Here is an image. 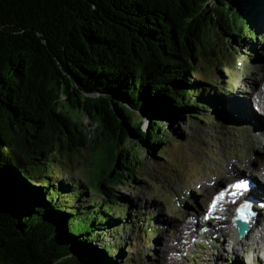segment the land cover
Wrapping results in <instances>:
<instances>
[{"label":"trees","instance_id":"16d2710c","mask_svg":"<svg viewBox=\"0 0 264 264\" xmlns=\"http://www.w3.org/2000/svg\"><path fill=\"white\" fill-rule=\"evenodd\" d=\"M207 1L0 0V264H124L123 244L94 242L134 225H122L130 203L113 191L141 178L143 152L166 160L173 137L156 119L247 111L206 89L214 81L198 64L224 51L221 33L251 59L264 0H227L243 20ZM122 102L156 118L149 133ZM79 117L93 120L94 136ZM87 149L85 166L75 158ZM76 165L87 176L75 182ZM89 191L100 205L73 208ZM152 222L136 225L143 238Z\"/></svg>","mask_w":264,"mask_h":264},{"label":"rangeland","instance_id":"374dc122","mask_svg":"<svg viewBox=\"0 0 264 264\" xmlns=\"http://www.w3.org/2000/svg\"><path fill=\"white\" fill-rule=\"evenodd\" d=\"M211 29V34L215 37L218 33L214 25ZM258 33L260 37L264 36V26ZM225 39L227 35L221 33V37L216 40L218 50H224L217 60L213 64L202 61L198 67L214 81L211 86H206V89L209 87L215 90L218 87L224 89L223 94L228 101L242 100L240 102H244L248 111L245 103L249 101L248 98L256 95L254 91L256 90L257 93L258 85L264 82V39L253 42L256 46L252 50L254 57L251 56V59L242 52L237 54L232 48L226 47ZM220 67H222L221 71L218 70ZM229 91L235 92L231 94ZM254 101L250 99L252 106ZM252 110L263 120L255 118L250 111H248L249 114L245 110L238 112L231 110L226 115L228 117L223 114L217 116L212 112L208 115L207 122H185L174 115L162 116L159 122L173 137L172 142L163 148L167 156L166 160H157L143 152L141 162L144 165L140 167L141 178L130 180L127 185L113 191L117 198L130 203L127 207H122L124 213H127L130 218L126 222L122 220V225L131 224L128 221L134 222V225L121 232L109 230V235L100 236L94 244L103 247L110 243L123 244L115 257L121 258L124 264H164L162 258L166 251L164 242L169 240L180 247L179 241H175L174 234L169 239L172 230L176 233L181 224L187 222V218L192 214L195 217V214L200 213L202 224L205 221L202 219V211L211 203L213 199L211 194L217 192L224 184H230L240 177H251L248 166L242 167V163L257 159L255 168L258 166L260 171L263 169L264 139H261L260 132L257 130L264 127V117L260 116L254 108ZM214 117L217 118L214 119ZM77 119L83 121L86 130L92 131L94 128L91 133L95 135L96 126L92 119L89 117ZM90 159H92V151L88 149L79 152V157L75 158L76 162L79 161L85 166ZM65 163L70 165L67 160ZM78 166L74 167L76 169L72 171L73 176L70 177L75 182L87 176L83 175V170L81 171ZM87 171L90 172V169L87 168ZM92 174L94 173L91 169L89 180H92ZM256 179L258 182V178H255V181ZM90 193L89 191L86 197L76 199L73 208L86 207L89 202L100 205L99 196L94 197L95 194ZM148 217H151L153 222L145 228L149 232L157 233L143 238V231L137 229L136 225L142 221H152V219L147 220ZM207 226L204 224L202 227ZM212 226L214 228L212 235L195 234L191 238L187 236L181 242L185 250L179 251L173 264H264L262 254L258 255L254 252L247 254L243 251L244 247L250 246L249 240L245 241L247 244L245 246H234L235 249L237 248L234 253L232 246L236 238L217 233L215 228L218 225L215 223L208 228ZM198 227H200V221ZM102 233L104 232H101V235ZM186 233L189 234L190 230Z\"/></svg>","mask_w":264,"mask_h":264},{"label":"bare ground","instance_id":"6f19581e","mask_svg":"<svg viewBox=\"0 0 264 264\" xmlns=\"http://www.w3.org/2000/svg\"><path fill=\"white\" fill-rule=\"evenodd\" d=\"M257 85V84H256ZM254 94H256V100L259 103V109H257V111H259L260 115L264 116V82L263 84L258 85V89H257V93L256 90L254 91ZM249 103H251L249 101ZM248 103V105H249ZM242 104V102H241ZM256 111V112H257ZM258 113V112H257ZM259 116V115H258ZM255 117V116H254ZM258 118V117H255ZM261 119V118H260ZM257 121H259L258 119H256ZM261 123V120H260ZM255 124H257L255 122ZM259 126V124H257ZM262 126V124H261ZM260 132V136L262 137L261 139H264V127H262V129L257 130ZM262 143V141L260 142ZM257 164V159H253L250 160L249 162L246 163H242V167L244 166H248V173L251 175L252 179L249 178L248 181L251 182L250 184H255L256 188L252 189L251 191V196L255 197V200H257V204L254 206L255 210L258 212V215L254 218L253 223L250 225V231L247 235V237L245 239H240L238 238L236 232L233 230L232 225L234 224V212L236 213V209L233 206V204H231L230 201H228V199H231L232 196L230 197V194L232 192V190L228 193H226L225 198L223 200H221L220 202H218V207L217 210L214 213H211L212 215V219L210 220H205V223L208 224V226L211 224L210 222L215 221L217 223V228H215L216 232L219 234H225L226 236L229 237H233L236 242L234 241V245L232 246V251L235 253L236 249L235 247H239L237 245H247L245 243V241L249 240L250 241V246L244 247L243 251H246V253L248 254L249 252H254L256 254H262L264 256V207H261V205L264 203V183H259V182H255V178H257V173H261L264 176V168L259 169L258 166L255 165ZM247 168V167H246ZM245 170V169H244ZM253 176L255 178H253ZM243 178V177H242ZM259 180L262 178L258 177ZM247 179V178H245ZM241 180V177L238 179ZM225 185H229V184H224L222 186V188L220 190H223V187ZM218 193L215 192L213 194H211V196H216ZM223 208L225 209L224 211H220L219 209ZM208 212L206 209H203L202 211V217H204V214ZM199 215H201L200 213L195 214L194 215H190L187 218V222H185L183 225L181 224L180 228L178 229V231H176V233H172L169 234V239L171 238V235L174 234L175 235V241H179V245L175 246L172 241L170 242L169 240H166L165 243V254L162 256L163 260H164V264H173L174 261L176 260V256H178L179 251H184L185 250V246L181 245V242H183V240L189 236L190 238L193 237L195 234H198L200 232H205L203 233L204 236H209L212 235V231H214V228L212 226V229H208L207 231L205 230H198L197 229V225H199V220L197 222V220H190V218H197ZM221 217V219H216L215 217ZM226 217V218H225ZM207 221V222H206ZM201 224V223H200ZM227 224V225H226ZM216 225V224H215ZM229 225V226H228ZM188 230H190V233H186L188 232ZM184 233V238L182 239ZM233 240V239H232ZM178 245V244H177ZM240 251L241 249L238 248ZM235 256V255H234Z\"/></svg>","mask_w":264,"mask_h":264},{"label":"water","instance_id":"95a60500","mask_svg":"<svg viewBox=\"0 0 264 264\" xmlns=\"http://www.w3.org/2000/svg\"><path fill=\"white\" fill-rule=\"evenodd\" d=\"M207 7H211V9H219L220 11H223L228 17H234L236 16L237 18L243 19V11L242 9L235 8L231 6L229 1L227 0H208L206 3ZM87 97H91L89 95H86ZM96 99L102 98V96L98 95L95 96ZM123 108L127 110V112L133 117L135 124L141 126V130L145 133H149L150 130L152 129L153 126V120L156 119L150 115L143 114L140 112H137L136 110L133 109L128 103L122 102ZM160 119V118H159ZM159 122L158 119H156ZM155 121V120H154ZM147 127V128H146ZM240 232L242 234H246L249 231V227L247 225L240 224ZM70 259V258H68Z\"/></svg>","mask_w":264,"mask_h":264},{"label":"snow or ice","instance_id":"6c2138e0","mask_svg":"<svg viewBox=\"0 0 264 264\" xmlns=\"http://www.w3.org/2000/svg\"><path fill=\"white\" fill-rule=\"evenodd\" d=\"M250 183L247 179H242L240 182L234 184V185H225L223 187V190L220 191L215 197H213V201L210 204L209 211L204 214V219L210 220L212 219L211 213H214L217 210L218 202L223 200L225 198L226 193L230 192L232 189H235L236 192L234 195L241 194L242 191H248L250 190ZM253 197H249L248 201L245 202L243 207L240 209V215L238 219L245 224H250L252 219L256 216V213L252 211L253 205L251 203V200ZM235 201L233 200V203ZM261 207H264V205H261ZM220 211H224L225 209L220 208ZM216 219H221V217L217 216ZM207 231V229H204Z\"/></svg>","mask_w":264,"mask_h":264}]
</instances>
